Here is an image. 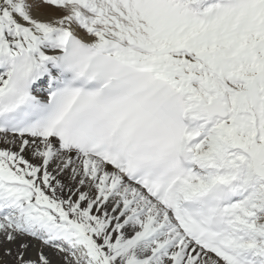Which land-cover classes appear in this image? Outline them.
<instances>
[{
  "label": "snow or ice",
  "instance_id": "snow-or-ice-1",
  "mask_svg": "<svg viewBox=\"0 0 264 264\" xmlns=\"http://www.w3.org/2000/svg\"><path fill=\"white\" fill-rule=\"evenodd\" d=\"M0 264H264V0H0Z\"/></svg>",
  "mask_w": 264,
  "mask_h": 264
},
{
  "label": "bare ground",
  "instance_id": "bare-ground-1",
  "mask_svg": "<svg viewBox=\"0 0 264 264\" xmlns=\"http://www.w3.org/2000/svg\"><path fill=\"white\" fill-rule=\"evenodd\" d=\"M34 254V253H33Z\"/></svg>",
  "mask_w": 264,
  "mask_h": 264
}]
</instances>
